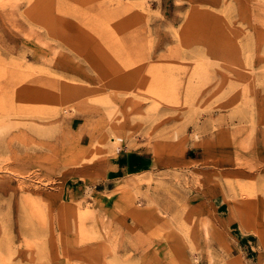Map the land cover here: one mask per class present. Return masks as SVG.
Listing matches in <instances>:
<instances>
[{
	"label": "rangeland",
	"instance_id": "rangeland-1",
	"mask_svg": "<svg viewBox=\"0 0 264 264\" xmlns=\"http://www.w3.org/2000/svg\"><path fill=\"white\" fill-rule=\"evenodd\" d=\"M0 264H264V0H0Z\"/></svg>",
	"mask_w": 264,
	"mask_h": 264
}]
</instances>
